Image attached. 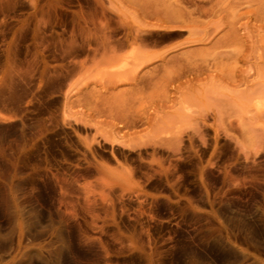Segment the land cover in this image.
I'll use <instances>...</instances> for the list:
<instances>
[{"label":"rangeland","instance_id":"374dc122","mask_svg":"<svg viewBox=\"0 0 264 264\" xmlns=\"http://www.w3.org/2000/svg\"><path fill=\"white\" fill-rule=\"evenodd\" d=\"M0 264H264V0H0Z\"/></svg>","mask_w":264,"mask_h":264},{"label":"bare ground","instance_id":"6f19581e","mask_svg":"<svg viewBox=\"0 0 264 264\" xmlns=\"http://www.w3.org/2000/svg\"><path fill=\"white\" fill-rule=\"evenodd\" d=\"M138 121H142V120H138Z\"/></svg>","mask_w":264,"mask_h":264}]
</instances>
